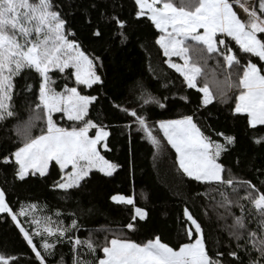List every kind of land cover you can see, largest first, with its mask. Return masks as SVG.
<instances>
[{"label":"trees","instance_id":"trees-1","mask_svg":"<svg viewBox=\"0 0 264 264\" xmlns=\"http://www.w3.org/2000/svg\"><path fill=\"white\" fill-rule=\"evenodd\" d=\"M252 1L258 8V0ZM51 2L66 20L67 31L73 34L67 38L95 60L94 70L102 83L77 87L82 95L96 97L89 106L86 119L104 126L110 133L105 141L108 147H99L98 150L105 159L119 167L111 176L91 170L81 182V187L67 192L54 187L55 182L61 180L60 169L54 162L49 165L44 177L29 174L23 180L18 179V166L10 154L22 146L23 127L34 115L40 77L35 72L16 77L13 104L17 116L0 122V190L5 193L6 203L13 211L18 213L24 207L27 214L18 215L19 225L32 235L35 246L42 253L44 250L40 245L45 239L55 244V248L49 250L54 255L44 257L46 264H58L61 260L64 264H72L69 235L81 241L91 239L98 246L104 244L106 236L110 239L114 233L138 244L159 237L161 242L178 250L181 244L190 242L186 227L190 222L184 217L187 207L203 228L210 257L213 260H229L227 253L235 248L234 241L229 245L227 231V225L232 220L230 217L221 218L227 214L223 208L216 206L220 196L215 191L207 196L200 195L208 192V185L189 180L179 170L175 151L167 144L156 122L192 115L203 135L210 140L224 143L223 137L217 133L234 137L233 144L218 161L225 168L223 176L227 179L230 170L234 179L250 181L258 189H264V139H261L264 137V125L250 127L246 114H233L236 89L228 93L230 99L226 103L217 96L211 104L202 107L201 94L196 89H189L183 77L165 62L167 58L156 44L160 32L146 16L136 17L134 0ZM112 16L124 21L125 27L118 29L110 19ZM96 31L101 35H93ZM121 31L126 36L123 42ZM259 36L264 34L258 33ZM228 45L241 65L251 61L264 68V62L258 57L241 53L234 41L228 40ZM219 60L220 66L215 59L208 60L206 65L200 61L203 76L198 78V86L207 83L213 93L217 91L214 80H223L227 71L223 68V58ZM49 76L55 82L51 87L58 93L63 92L65 86H76L71 69H66L65 73L53 70ZM233 79L236 77L233 76ZM26 83L32 85L31 91L24 90ZM142 94L155 97L165 107L155 103L145 105ZM121 108L146 117L154 135L161 141L162 151L153 149L144 133L137 130L134 118ZM53 118L59 127L71 129L79 126V122L69 121L61 113H54ZM33 124L31 136L39 135L41 129L46 131V121L34 120ZM94 133L95 129H90L89 135ZM5 157H10L11 162L4 163ZM228 193L233 195L231 188ZM240 195H244L243 190ZM113 196L132 198L133 204L115 203L111 199ZM30 205H35V208H29ZM135 208L146 213L143 220L136 215ZM233 212L239 214V209L233 208ZM133 216H136L135 221ZM33 218L40 221L39 235L31 233ZM44 218H50L51 223ZM73 219L78 227L62 241L57 234L54 233L53 238L43 231L44 226L69 228ZM129 222L135 224L134 230L125 227ZM251 226L256 227L255 224ZM192 232L195 233L194 228ZM85 253L87 249L81 253L84 259H94ZM218 253L224 255L219 256ZM0 255L13 257L9 264H39L17 222H13L6 213H0ZM97 255H103L99 247ZM240 256L247 264L248 258L242 251Z\"/></svg>","mask_w":264,"mask_h":264},{"label":"snow or ice","instance_id":"snow-or-ice-1","mask_svg":"<svg viewBox=\"0 0 264 264\" xmlns=\"http://www.w3.org/2000/svg\"><path fill=\"white\" fill-rule=\"evenodd\" d=\"M137 11L136 17L146 16L155 28L162 33L156 44L163 50L165 62L174 69L189 89H196L201 94L200 105L206 107L219 96L221 102H227L228 93L232 89L235 94L233 114H246L250 127L264 125V68L249 61L241 65L228 45L232 40L241 53L258 57L264 62V0H258V8L251 9L246 4H240L248 19L242 21L234 4L239 0H134ZM110 19L118 29L125 27V22L118 16ZM202 30V31H201ZM73 35L66 28V20L57 11L51 0H0V122H6L17 116L14 109L15 78L25 73L35 72L40 77L39 89L36 95L34 115L25 122L23 127L22 146L10 154L18 166L16 177L23 180L31 171L44 177L49 163L54 161L62 173L61 181L55 182L54 187L67 192L72 188L81 187V182L95 169L105 176H111L119 165L109 162L98 150V145L106 141L110 133L104 126L97 125L91 119H86L89 106L96 97L82 95L79 85L91 87L102 83L101 77L94 70L95 60L86 55L78 44L67 37ZM95 36L101 33L96 31ZM122 42L126 39L120 32ZM223 49V51L221 50ZM171 57H177L182 63L171 62ZM223 58V80H214L217 91L213 93L207 83L198 86V78L203 76V67L208 60L215 59L220 66L219 58ZM242 68V74H241ZM65 73L71 69V76L77 86H65L63 92H56L51 85L55 83L49 76L50 70ZM233 76L236 79H233ZM25 91H31L32 85L25 84ZM145 105L155 103L163 108L165 105L155 97L142 94ZM183 99V97H182ZM128 116L133 117L137 130L144 133L148 142L156 151H162L159 138L149 126L145 116L121 108ZM53 113H62L69 121L79 122V126L71 129L59 127L54 122ZM46 121V131L31 136L33 121ZM167 144L175 151L176 164L179 170L191 181L208 185V192L200 193L207 196L215 191L220 200L216 206L223 208L232 223L227 225L229 245L235 242V248L227 253L229 260H213L207 252V238L201 224L192 216L187 207L184 217L187 222V236L190 242L183 243L178 250L161 242L160 238L138 244L120 235L113 234L105 237L103 245H96L91 239L81 241L68 236L71 245L72 264H244L240 256L242 251L248 258L247 264H264V189L247 180H237L228 170V178L223 173L225 168L218 162L222 153L228 151V146L234 142V137L217 133L224 143H217L205 137L194 116L187 115L180 119L160 120L156 122ZM90 129H95V136H90ZM261 139H264L262 137ZM260 143V140H256ZM107 148V144L103 145ZM155 154V153H154ZM10 157L4 158V163H10ZM70 167L71 171L65 172ZM264 174V173H262ZM65 176L67 179H65ZM232 194L229 195L228 189ZM243 190L244 195H240ZM233 196L235 198H233ZM112 201L132 205L133 199L123 196H113ZM29 208H35L30 205ZM239 209V214L233 212ZM0 213H6L13 222L18 215H26L22 206L19 212L13 211L6 203L5 193L0 190ZM140 220L146 213L135 208ZM51 223L50 218H44ZM136 216H133L135 221ZM33 223L40 227V221L33 218ZM255 224L256 227L251 225ZM24 240L32 249L39 264H46L45 255H54L49 251L55 248L45 239L37 249L31 236L17 223ZM78 227L77 221L72 220L69 228L44 226L43 231L55 238L58 235L62 241L66 235ZM125 227L134 230L135 224L129 222ZM195 229V233L192 232ZM39 234V231L36 232ZM58 241V242H59ZM103 253L97 255V249ZM94 259L87 260L81 255ZM223 256V253H218ZM13 257L0 255V264H9ZM58 264H64L61 260Z\"/></svg>","mask_w":264,"mask_h":264},{"label":"rangeland","instance_id":"rangeland-1","mask_svg":"<svg viewBox=\"0 0 264 264\" xmlns=\"http://www.w3.org/2000/svg\"><path fill=\"white\" fill-rule=\"evenodd\" d=\"M177 2H178V0H177ZM240 4H246L250 9L253 7V6H255V4H254V1H252V0H239V4H234V10L236 11V13L238 14V16H239V18L242 20V21H246L247 19H248V17L246 16V14H245V12L242 10V8L240 7ZM202 31V30H201ZM162 35V33H160V36ZM159 36V37H160ZM163 51V50H162ZM167 58V60L169 59L168 57H166ZM171 62H173V63H182V61H180L177 57H171ZM53 70H55V69H53ZM53 70H50V72L51 71H53ZM58 71V70H57ZM77 86V85H76ZM83 86V85H82ZM61 93V92H60ZM236 94H237V92H236ZM54 114V113H53ZM52 114V115H53ZM62 114V113H61ZM66 118V117H65ZM158 125V124H157ZM47 130V129H46ZM96 131V130H95ZM93 136H95V133H94V135ZM105 144V141L104 142H101V144H99L97 147H98V149H99V147H101L102 149H104L105 147L103 146ZM14 158V157H13ZM15 160V159H14ZM52 162H54V161H52ZM52 162H50L49 163V165L52 163ZM55 163V162H54ZM93 170H95V169H93ZM69 171H71V169H70V167L68 168V169H66L65 170V172L67 173V172H69ZM29 174H31V171L29 172ZM28 174V175H29ZM36 174H39V173H36ZM61 176H62V173H61ZM65 179H67V177L65 176ZM61 181V180H60ZM24 216V215H23ZM17 223H18V218H17V221H16ZM19 224V223H18ZM33 225H34V228L32 229V234H36V232L37 231H39L40 232V230H38L37 228H35V226H36V224L35 223H32ZM23 228V227H22ZM52 228V227H51ZM24 229V228H23ZM53 229V228H52ZM25 230V229H24ZM26 231V230H25ZM27 232V231H26ZM28 233V232H27ZM29 234V233H28ZM30 235V234H29ZM39 235V234H38ZM31 236V238H32V235H30Z\"/></svg>","mask_w":264,"mask_h":264},{"label":"crops","instance_id":"crops-1","mask_svg":"<svg viewBox=\"0 0 264 264\" xmlns=\"http://www.w3.org/2000/svg\"><path fill=\"white\" fill-rule=\"evenodd\" d=\"M257 125H260V124H257Z\"/></svg>","mask_w":264,"mask_h":264}]
</instances>
